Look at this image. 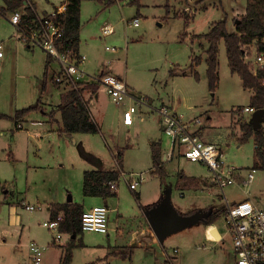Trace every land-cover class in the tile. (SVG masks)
I'll use <instances>...</instances> for the list:
<instances>
[{"label": "rangeland", "instance_id": "obj_1", "mask_svg": "<svg viewBox=\"0 0 264 264\" xmlns=\"http://www.w3.org/2000/svg\"><path fill=\"white\" fill-rule=\"evenodd\" d=\"M62 1L33 0L41 15L50 13ZM167 2L83 0L81 53L87 60L81 67L89 74H98L104 69L119 75L135 94L149 96L147 98L158 105L174 104L185 121H191L193 128L203 130L207 141L222 147L226 164L245 169L254 167V138L245 142L240 138V124L251 118V112H242V108L249 105L250 91L244 88L241 78L231 72L225 44L220 61L221 80L214 92L209 87L205 54L197 67L199 79L193 73L178 76L170 74L174 64L184 67H176L181 72H191L189 64L193 45L188 40H181L184 31L207 32L213 20L224 17H228L229 27L233 29V18L242 15L246 0H179L178 4H174L173 0V4ZM205 5L207 9L203 7ZM195 11L194 20L187 25V16ZM169 12L184 16L174 18L171 15L173 13ZM10 16L9 10L0 13V41L5 40V53L8 45L18 46L19 50L23 48L37 54L34 61L38 60L42 64L45 51L41 47L29 48L17 39L16 27ZM136 17L140 19L137 27L132 24ZM106 25L112 26L115 32L103 36V27ZM195 35H192L194 40H202ZM256 47V43L251 45V52L246 58L252 71L259 63ZM16 53V50H12L5 56L4 73L7 75L5 78L0 75V109L12 114L16 107L23 108L37 101L42 84V79L37 77H41L44 70L43 64H35L32 69L26 62L15 69ZM51 66L49 89L44 96L50 112L53 104L60 102V93L67 88L65 85L54 86L53 70L59 68V63L54 60ZM98 88L99 99L88 89L84 91V96L92 118L102 125L101 132H76L72 136L45 134V128L46 132L53 130L51 124L47 125L46 116L41 111L30 115L24 121L23 128H17L11 120H5L0 126L4 132L0 134V264H24L28 256V244L32 239L47 244L45 259L47 262H55L63 246L51 242L54 233L43 225L45 220L50 219L49 201L68 200L71 196L89 208L100 206L96 205L99 197L86 195L83 191L84 170L99 166L115 169L122 167L125 170L119 182V194L107 202L113 208L110 211L113 228L110 235L95 231L82 232L77 241L82 240L85 245L75 249L72 264H235L233 242L225 224L222 190L209 182L211 172L208 165L191 161L177 147L169 155L173 148L172 139L164 130L161 133L159 128L156 129L159 116L152 113L149 105L138 106L133 124L127 126L123 112L130 101L126 99L118 103L104 85L100 84ZM141 115H147L145 121L140 119ZM196 117L201 120L198 124L194 123ZM152 134H157L153 138L160 140L161 151L165 154L162 158L166 170L163 184L160 175L153 172L149 142ZM79 143L83 144L84 154L79 151ZM119 152L122 153L124 167L116 157ZM94 156L97 160L100 158V161ZM130 173L142 176L136 191L130 188L127 181ZM192 177L196 179L195 182L190 181ZM169 187L172 189V203L181 213L209 209L218 214L215 221L211 223L200 220L168 235L159 247L163 256L157 255L154 250L152 254H147L146 248L142 246H134L129 256L117 255L115 251L124 250L128 246L130 229L145 220L140 205L147 207L157 203ZM249 189L248 195L239 185H231L225 188V192L231 202L249 197L255 200L260 193L264 197V169H259ZM140 190L142 199L139 200L136 196ZM24 197L26 202L42 205V208L30 211L24 203H16L17 210L13 211L9 203L19 202ZM119 212L124 213L129 220L121 222ZM14 214L18 215L17 220ZM59 216L64 219L63 212ZM120 222L124 229L121 234L114 228ZM215 227L220 239L214 235ZM48 239L53 245L46 243ZM175 248H179L178 253ZM170 256L174 257L171 263Z\"/></svg>", "mask_w": 264, "mask_h": 264}, {"label": "built area", "instance_id": "obj_2", "mask_svg": "<svg viewBox=\"0 0 264 264\" xmlns=\"http://www.w3.org/2000/svg\"><path fill=\"white\" fill-rule=\"evenodd\" d=\"M21 8L13 11L10 16L11 22L16 27L15 35L19 40L30 47H41L48 55L59 63V68L54 75V81L71 87H78V84L96 82L105 86L107 92L118 102L126 99L130 104L125 106L123 112L124 123L131 125L134 122V113L138 106L148 105L146 97L132 94L129 91L126 80L116 74L102 70L98 74H89L82 67L86 56L80 51L76 52L72 48L64 47L60 39L65 32L64 18L67 10V3L56 6L50 13L41 15L31 0H25ZM138 19H134L132 24H137ZM110 25L103 27L102 35H110L114 32ZM109 49V47H107ZM4 43L0 42V63L4 56ZM262 55V54H261ZM258 55V66L253 70L256 74L258 67L263 65L264 57ZM249 55H247L248 58ZM248 60V59H247ZM162 115L164 131L171 137L173 148H178L185 157L194 162H201L208 165L211 172L210 181L213 185L222 190L224 201V217L228 233L233 242L235 254V264H264V197L260 193L255 200L246 198L241 201L231 202L225 192V188L231 185H239L250 193V185L256 178V173L260 168L256 166L245 169L225 163L222 147L216 143L207 141L198 130L192 127L191 121H185L173 107L162 105L159 108ZM255 111V108L247 105L242 108V112ZM194 123L201 120L196 117ZM24 125L21 121L16 123L17 128ZM118 154V153H117ZM121 177L125 175V170L120 168ZM142 180V176L130 173L127 181L131 189H136ZM120 180L110 181L114 191L118 190ZM263 191V190H261ZM25 207L34 211L41 209L42 205H35L24 202ZM62 216L45 220L43 225L53 233V244L60 243L63 239L61 231ZM109 210L105 205L94 206L84 209L82 213V229L84 231H95L106 233L109 230ZM47 244L31 240L28 244V256L24 264H46L45 251ZM178 253L179 249L175 248ZM170 256L169 262L173 261ZM171 264H174L171 263Z\"/></svg>", "mask_w": 264, "mask_h": 264}, {"label": "trees", "instance_id": "obj_3", "mask_svg": "<svg viewBox=\"0 0 264 264\" xmlns=\"http://www.w3.org/2000/svg\"><path fill=\"white\" fill-rule=\"evenodd\" d=\"M25 0H4L6 4L5 10L15 11L21 8ZM83 0H67V10L64 18L65 32L63 33L60 42L64 47L72 48L78 52L80 50V28H81V4ZM2 12L4 10L2 9ZM1 12V13H2ZM188 18H186V23ZM235 24L234 29H230L228 17L214 21L205 33L196 34V37L204 38L208 41L209 46L207 52V76L211 91H215L220 81L219 74V44L221 40L225 41L228 63L231 72L238 74L242 79L244 88L253 89L254 93L250 98V106L255 109L264 108V65L258 67L255 74L251 70L249 61L246 59L250 54V46L257 44L258 53H264V0H247L246 11L233 18ZM200 56L193 59L194 63H199ZM51 59L46 62V71L44 74V83H48L49 65ZM194 63H191L189 68L196 78H200L199 71L194 68ZM54 80V78H52ZM57 86L61 83L55 82ZM96 84V83H95ZM66 90L61 93L59 111L62 117V130L67 134L75 132L98 133L102 128L95 119L92 118L87 100L84 96L86 89L96 90L97 85L94 83H79L78 87L68 85ZM40 98L27 107L18 109L16 117L21 118L32 111L39 110ZM243 142L251 137L255 141L256 162L257 168L264 169V127L261 126L255 129L254 125L249 121L241 124ZM117 159H120L122 165V153L119 152ZM152 158L153 172L159 174L161 182H164L166 170L162 164V152L159 143H152ZM122 168V167H121ZM123 169V168H122ZM185 176V175H184ZM186 179V177H184ZM120 169H92L84 172L83 191L86 195L108 197L117 194L110 185V181L120 180ZM195 178H190V181L195 182ZM137 199H140L137 193ZM148 207V206H147ZM146 207H144L145 209ZM51 217L57 218L61 212L64 214V219L61 220V230L69 233L70 239L67 245V251L60 264H70L73 258V249L78 245H84L83 241H77L78 236L82 233V213L84 211L83 204L75 202H66L53 205L51 208ZM196 211V210H195ZM190 211L189 213L195 212ZM209 213L207 221L213 222L218 214L215 211L205 209ZM133 247L125 246L124 250L115 251L121 256L131 255Z\"/></svg>", "mask_w": 264, "mask_h": 264}, {"label": "crops", "instance_id": "obj_4", "mask_svg": "<svg viewBox=\"0 0 264 264\" xmlns=\"http://www.w3.org/2000/svg\"><path fill=\"white\" fill-rule=\"evenodd\" d=\"M168 2L167 3H172V0H167ZM174 1V4H178V2H179V0H173ZM189 1H191V0H189ZM32 2H33V0H32ZM83 2V1H82ZM62 3H67V0H63L62 1ZM33 4L35 5V7H36V4H35V2H33ZM173 4V3H172ZM246 4H247V0H246ZM24 5V4H23ZM167 6V5H166ZM205 9H207V6L205 5V6H203ZM4 8H6V4H5V2H4V0H2V5H0V13L2 12V9L5 11V9ZM22 8V7H21ZM37 8V7H36ZM19 9V8H18ZM81 9H82V4H81ZM196 11H198V9L196 10ZM196 11H195V13H193V14H191V15H188L187 17H188V22L186 23L187 25H190V22L191 21H193L194 20V17H195V15H196ZM246 11V7H245V9L243 8V11H242V13L241 14H243L244 12ZM11 13L13 12V11H10ZM169 13H173V14H171L174 18H176V17H179V16H184V15H181V14H179V15H175V13L176 12H169ZM136 19H138V23L137 24H133V26H139L140 25V19H139V17H136ZM215 20H213L211 23H210V25H209V29H210V27H211V25H212V23L214 22ZM209 29H208V31H209ZM233 29H234V27H233ZM115 32V31H114ZM113 32V33H114ZM112 33V34H113ZM205 33V32H204ZM193 34H200V33H196V31H184V33H182L181 34V36H180V38H181V40L182 41H186V40H188L189 42H191L192 43V45H193V47H191L192 48V53H191V55H190V64L191 63H194V61H193V59L195 58V57H197V56H200L201 57V59H202V56L205 54V57H206V62H207V52H206V50H207V48H208V46H209V43H208V41L206 40V39H204V38H202V40H194V38H192V35ZM81 37H82V20H81V28H80V39H81ZM16 38L18 39V37L16 36ZM0 42H3L4 43V49L6 48V44H5V40H2V41H0ZM82 42V41H81ZM81 42H80V52H81ZM223 44V45H222ZM224 44H225V41L224 40H221L220 41V44H219V62L221 61V54H222V56H223V54H224V49H223V47H224ZM194 45L196 46V47H198V49L196 50L195 49V47H194ZM18 46H13V47H11V46H7V50H6V53L4 52V56L2 57V59H1V63H0V75H2L4 78L6 77V75H7V73L5 74L4 72H5V68H6V60H7V58L5 57V56H7L8 55V53L9 52H11L12 50H16L17 51V53L15 54V63H14V68L15 69H18L19 67H20V65L22 64V63H25L26 62V64H29V66L31 65L32 66V69L35 67V64L37 65V66H41L42 64V68L44 67V70H43V74H42V76L41 77H37V78H39V79H42V84L40 85V87H41V89H40V95H39V97L38 98H40V96H41V100H40V105H41V107H40V109L39 110H36V111H41L45 116H46V121L48 122L47 123V125L48 124H51V129L53 130V132H46L47 131V128H45L44 129V132H45V134H51V135H55L56 133L57 134H59V135H61V136H72L73 134H75V133H73V134H67L66 132H64L63 130H62V117H61V112L59 111V103L58 104H56V105H54L53 104V101H52V104H53V108H52V111L50 112V110L47 108V104H45V101L46 100H44V96H45V94H46V92L48 91V89H49V86H48V83H49V77H50V75H51V70H52V66H51V64H52V62L54 61L49 55H48V53L45 51V53L44 54H46V55H44L43 54V62H42V64H39L38 63V60L35 62L34 61V59L35 58H37V54H32V53H30V51H28V50H26V49H23V48H21L20 50L17 48ZM27 47H29V48H31L30 46H27ZM225 47H226V44H225ZM250 49H252L251 48V46H250ZM256 50H257V47H256ZM253 51V50H252ZM223 52V53H222ZM226 52H227V50H226ZM257 52H258V50H257ZM262 54V55H261ZM258 55H261V56H263L264 57V53H258ZM48 58H50L51 59V62H50V65H49V77H48V83L46 82V83H44V74H45V71H46V62H47V60H48ZM228 58V57H227ZM87 60V59H86ZM200 62H201V60H200ZM200 62L199 63H194V68L198 71V69H197V67L199 66V64H200ZM189 64V65H190ZM264 65V64H263ZM176 67H180V68H184V67H182V66H180L179 64H174L172 67H171V70H170V74L172 75V76H178V75H188L189 73H192V72H187V73H185V72H181L180 70H177L176 69ZM187 68V67H186ZM207 68H208V64H207ZM57 70L58 69H54L53 71H54V75H55V73L57 72ZM102 70H104V69H102ZM101 70V71H102ZM219 70H220V66H219ZM100 71V72H101ZM99 72V73H100ZM219 74H220V71H219ZM234 74V73H233ZM54 75H53V77H54ZM235 75H238V74H235ZM239 76V75H238ZM2 77V78H3ZM52 77V78H53ZM240 77V76H239ZM220 80H221V77H220ZM242 80V79H241ZM53 81V80H52ZM90 83H94V85H97V88H96V90H91V89H88L90 92H92L93 94L95 93V98L96 99H99V97H100V91H98V87H99V83H96V82H90ZM96 83V84H95ZM128 84V83H127ZM219 84H220V81H219V83H218V86L217 87H219ZM242 84H243V82H242ZM57 86V84L55 83L54 84V86ZM61 85H64V84H61ZM128 87H129V84H128ZM55 88V87H54ZM66 89V88H65ZM248 90L250 91V97L249 98H251V96L253 95V93H254V91H253V89H250V88H248ZM65 91V90H64ZM129 91H130V93H132V94H135L134 93V91L132 90V89H129ZM63 92V91H62ZM61 92V93H62ZM61 93H60V95H61ZM147 97H149V96H147ZM146 97V98H147ZM150 99V98H149ZM148 98H147V101H148V105H149V107H150V109H152V113H157L158 114V116H159V118L157 119V124H156V129L157 128H159V130H160V132L161 133H163V123H162V115H161V113H160V111H159V108L162 106V105H167V104H164V103H162L161 105H158V104H156V103H154V102H152L151 100H149ZM38 100V99H37ZM34 104V103H33ZM151 105V106H150ZM249 105H250V99H249ZM174 107V109H176V111H177V108L175 107V105L174 104H172L171 105V107ZM27 107V106H26ZM148 107V106H147ZM24 108V107H23ZM18 109H21V108H17L16 107V111L18 110ZM234 109V108H233ZM232 109V110H233ZM16 111H15V113H9V112H6L3 108L2 109H0V126L2 125V124H4L5 123V120H11V121H14L15 122V125H16V123L17 122H19V121H21L22 123H23V125H24V121H26V119L30 116V115H32L35 111H32L31 113H29L28 115H26V116H24V117H21V118H17L16 117ZM150 113V112H149ZM244 114H247V113H244ZM249 114H251V113H249ZM232 115V114H231ZM251 116H252V114H251ZM250 116V117H251ZM146 118H147V115H141L140 116V119L142 120V121H145L146 120ZM233 119V118H232ZM38 120V119H37ZM95 121L96 122H98L99 124H100V122L97 120V119H95ZM250 121V120H249ZM35 122V121H34ZM100 126L102 127V125L100 124ZM126 126V125H125ZM127 126H129V125H127ZM262 126H264V122L262 123ZM13 127H14V125H13ZM12 127V128H13ZM24 127V126H23ZM22 127V128H23ZM240 128H241V124H240ZM196 130H198V132H199V134H201L202 136H204V138H206L205 137V135L203 134L204 132H203V130L201 129V128H196ZM29 131V130H28ZM4 132H3V130H0V134H3ZM34 133H40L39 131H35ZM77 133H83V132H77ZM160 133V134H161ZM160 134H158V135H160ZM155 135H157V134H152V136H150V138H149V142H150V146H151V153H152V143L155 141H157L158 143H159V145H160V140H155V138H153ZM243 135V130H242V128H241V136ZM241 138V137H240ZM78 147H79V151L81 152V154L83 153H85V151L83 150V144L82 143H79V145H78ZM110 149H111V151H113V149H112V147H110ZM162 150V149H161ZM88 151V150H87ZM162 152V158H164L165 157V154H163V151H161ZM14 154L15 153H13L12 152V155L14 156ZM94 154V153H93ZM95 157V159L97 160V157L96 156H94ZM31 159V157H30V155L28 156V160H30ZM97 161H100V158H99V160H97ZM99 165V164H98ZM122 165H123V167H124V164H123V162H122ZM106 168H108V169H115V168H111V167H107V166H99V167H97V168H86L85 170H84V172L86 171V170H92V169H106ZM84 172H83V179H84ZM140 184L141 183H139V185H138V187L140 186ZM163 184V183H162ZM138 187L136 188V189H132V190H134V191H136L137 189H138ZM119 193H118V191H117V194H115V195H112V196H117ZM139 195H140V199H142V190H140V192H139ZM112 196H108V197H102V196H94V197H99L100 198V200H98V201H96V205H105L107 208H108V210H109V221H110V227H109V230L106 232L108 235H110V232H111V229L113 228V226L111 227V218H110V211H111V209H113V208H110L109 207V205L107 204V202H108V200L109 199H111L112 198ZM139 199V200H140ZM26 200V198L24 197V198H22L19 202H10L9 204H10V206L12 207V210L13 211H16L17 210V207H18V205L16 204V203H21V204H23L24 202H26L25 201ZM159 201V200H158ZM66 202H75V203H79V202H77L76 200H74V198H72V200L71 201H69V199L68 200H56V201H49V207H48V210H49V218H52L51 217V208H52V206L53 205H56V204H62V203H66ZM106 202V203H105ZM141 203V202H140ZM142 204V203H141ZM152 205H154V204H152ZM152 205H149V206H152ZM84 206V205H83ZM148 206V207H149ZM144 207H146L145 205H143L142 204V206L140 205V208H141V210H142V212H143V214H144ZM87 208H89L88 206H84V209H87ZM91 208V207H90ZM189 211V210H188ZM184 213H187V211L186 212H184ZM144 216H145V214H144ZM14 218L17 220L19 217H18V215L17 214H14ZM118 218L119 219H121V222H126L127 220H129L128 218H127V216L124 214V213H122V212H119L118 213ZM121 222L120 223H118V224H116V226L114 227L115 228V231L116 232H118L119 234H121V232H123L124 231V229H122V226H121ZM212 223V222H211ZM213 230H214V232L216 233V234H214L215 235V237L217 238V239H220L221 238V236H220V234H219V232H218V230H217V228L215 227V228H213ZM62 231V230H61ZM130 235H131V238H130V241L128 242V244L127 245H130V246H132V247H136V246H142V247H145L146 248V253L147 254H152V250H154L155 251V253L157 254V255H160V256H163V251H161L160 250V246L161 245H163V244H161L160 242H159V240L157 239V237L155 236V234H154V232H153V229H152V227L150 226V224H149V222H148V220H147V218H146V216H145V220L143 221H140V223H139V225L138 226H136V227H134L133 229H130ZM63 232V231H62ZM82 232H84V230H82ZM63 237H64V239L60 242V243H56L55 245H59V246H63V248L61 249V251H60V253H59V256L57 257L56 256V259H54L55 260V262H47V259H45V262H46V264H60V262L62 261V259H63V257H64V255H65V253H66V251H67V245H68V242H69V239H70V234L69 233H65V232H63ZM66 235V236H65ZM32 240H35V241H37L36 239H32ZM52 240H53V238H52ZM51 240V242L53 243V241ZM50 242V239H48V240H46V243H48L49 245L51 244V245H53L52 243ZM216 242V241H215ZM214 242V243H215ZM84 243V242H83ZM85 245V244H84ZM84 245H81V246H84ZM80 247V245H78V246H76L74 249H73V258H72V261H71V263L70 264H72V262H73V260H74V257H75V249H77V248H79ZM179 249V248H178ZM233 253H234V251H233ZM85 264H95V262H88V263H85Z\"/></svg>", "mask_w": 264, "mask_h": 264}, {"label": "water", "instance_id": "obj_5", "mask_svg": "<svg viewBox=\"0 0 264 264\" xmlns=\"http://www.w3.org/2000/svg\"><path fill=\"white\" fill-rule=\"evenodd\" d=\"M250 122L254 125L255 129L261 127L264 122V108L255 109ZM168 189L161 200L144 209V214L161 244L165 242L168 235L200 220L207 221L209 216V213L203 209L192 213H181L172 203L171 187ZM71 200L72 197L70 196L69 201Z\"/></svg>", "mask_w": 264, "mask_h": 264}]
</instances>
